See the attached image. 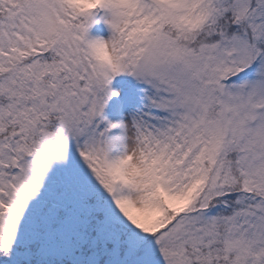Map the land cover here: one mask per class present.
Returning <instances> with one entry per match:
<instances>
[{"label":"snow or ice","instance_id":"1","mask_svg":"<svg viewBox=\"0 0 264 264\" xmlns=\"http://www.w3.org/2000/svg\"><path fill=\"white\" fill-rule=\"evenodd\" d=\"M0 264H264V0H0Z\"/></svg>","mask_w":264,"mask_h":264}]
</instances>
